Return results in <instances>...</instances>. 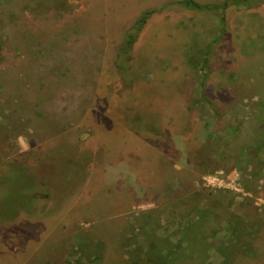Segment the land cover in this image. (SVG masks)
Masks as SVG:
<instances>
[{
	"label": "rangeland",
	"instance_id": "1",
	"mask_svg": "<svg viewBox=\"0 0 264 264\" xmlns=\"http://www.w3.org/2000/svg\"><path fill=\"white\" fill-rule=\"evenodd\" d=\"M185 1L0 0V264H264V0Z\"/></svg>",
	"mask_w": 264,
	"mask_h": 264
},
{
	"label": "trees",
	"instance_id": "2",
	"mask_svg": "<svg viewBox=\"0 0 264 264\" xmlns=\"http://www.w3.org/2000/svg\"><path fill=\"white\" fill-rule=\"evenodd\" d=\"M243 1H244V0H239V1H237L236 3L242 4ZM185 2H186V5H187L188 7L195 8V9L210 8V7H208V6H203V5L197 3V2L194 1V0H186ZM226 6H227V3L225 2V3H224V7H226ZM148 17H149V13H148V12H146V13H144V14L142 15V17L139 19V27H138L137 31L140 30V29L143 27V25L147 22ZM136 38H137V33H131V34L129 35V39H128L127 42H126V46H127L128 48H130V47L133 45V43L136 41ZM167 256H168V255H167ZM167 256L164 258L165 260L168 259ZM155 264H166V261H163L162 263H155Z\"/></svg>",
	"mask_w": 264,
	"mask_h": 264
}]
</instances>
